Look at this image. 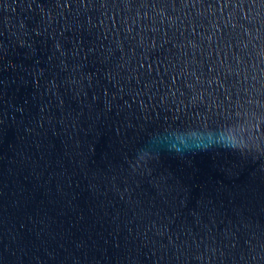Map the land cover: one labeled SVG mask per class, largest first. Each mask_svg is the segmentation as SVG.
<instances>
[{"label":"water","instance_id":"1","mask_svg":"<svg viewBox=\"0 0 264 264\" xmlns=\"http://www.w3.org/2000/svg\"><path fill=\"white\" fill-rule=\"evenodd\" d=\"M0 264H264V0H0Z\"/></svg>","mask_w":264,"mask_h":264}]
</instances>
